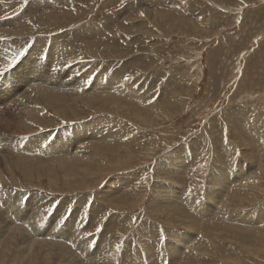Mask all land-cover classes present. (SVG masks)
<instances>
[{
    "label": "rangeland",
    "instance_id": "374dc122",
    "mask_svg": "<svg viewBox=\"0 0 264 264\" xmlns=\"http://www.w3.org/2000/svg\"><path fill=\"white\" fill-rule=\"evenodd\" d=\"M0 88V264H264V0H0Z\"/></svg>",
    "mask_w": 264,
    "mask_h": 264
},
{
    "label": "bare ground",
    "instance_id": "6f19581e",
    "mask_svg": "<svg viewBox=\"0 0 264 264\" xmlns=\"http://www.w3.org/2000/svg\"><path fill=\"white\" fill-rule=\"evenodd\" d=\"M35 66V65H34ZM38 69H40V68H36L35 67V69H33L34 71H38ZM30 70H31V68H30ZM40 71H41V69H40ZM59 70H57L56 72H54V75H52V74H38V73H35L34 72V76H40V75H43V77H45V80H47V79H49V80H51L54 76H55V74L58 72ZM39 72V71H38ZM60 72V71H59ZM59 72L57 73V74H59ZM29 73V72H28ZM31 73V72H30ZM29 73V75H31ZM48 73V72H47ZM33 75V74H32ZM49 76H51V77H49ZM49 77V78H48ZM34 78V77H33ZM65 82V81H64ZM3 87V86H2ZM1 89V88H0ZM112 89V88H111ZM7 90H8V88H7ZM1 92H2V90H1ZM5 92V91H4ZM12 95V94H11ZM39 95H41V94H39ZM52 98H49V97H47V95H41V97L40 98H37V99H35V100H37V102L39 101V100H41L42 102V104H45V105H47L46 104V102L48 103V100L50 101ZM14 100V99H13ZM51 102V101H50ZM101 104V103H100ZM102 104H103V102H102ZM64 105V104H63ZM62 105V106H63ZM105 157H106V155H105ZM20 204V203H19ZM22 204V203H21ZM17 206V205H16ZM31 206V205H30ZM29 206V207H30ZM10 207V206H9ZM32 207V206H31ZM17 208V207H16ZM20 208V207H19ZM27 210H29V209H27ZM25 211V210H24ZM7 212V211H6ZM11 212V211H10ZM27 211H25V213H26ZM29 212H31V210L29 211ZM17 214V213H16ZM19 214V213H18ZM17 214V215H18ZM27 214V213H26ZM22 216V215H21ZM33 216V215H32ZM25 217V216H24ZM31 217V216H30ZM29 217V218H30ZM36 217V216H35ZM26 218V217H25ZM28 218V217H27ZM26 218V219H27ZM34 218V217H33ZM19 219V218H18ZM26 219H24L23 221H25ZM34 220H35V218H34ZM36 220H37V217H36ZM27 221V220H26ZM26 223V225L24 224V227H25V229L27 230H29V231H31V232H44V233H46V230L48 229H50V228H53V225H52V223L51 222H45V223H36V224H32V223H29V221L28 222H25ZM17 224V223H16ZM4 227H6V226H4ZM47 230V231H48ZM48 232H50V231H48ZM1 233V232H0ZM37 234H39V233H37ZM43 234V233H42ZM48 234V233H47ZM50 234V233H49ZM41 235V234H40ZM70 236L72 235V234H69Z\"/></svg>",
    "mask_w": 264,
    "mask_h": 264
},
{
    "label": "snow or ice",
    "instance_id": "6c2138e0",
    "mask_svg": "<svg viewBox=\"0 0 264 264\" xmlns=\"http://www.w3.org/2000/svg\"><path fill=\"white\" fill-rule=\"evenodd\" d=\"M140 15H141V16H143V15H144V13H143V12H141V13H140ZM125 79H127V77H126ZM117 247L119 248V246H117Z\"/></svg>",
    "mask_w": 264,
    "mask_h": 264
}]
</instances>
